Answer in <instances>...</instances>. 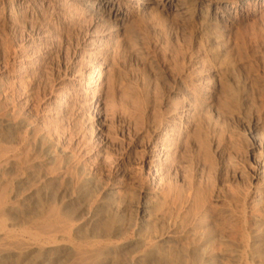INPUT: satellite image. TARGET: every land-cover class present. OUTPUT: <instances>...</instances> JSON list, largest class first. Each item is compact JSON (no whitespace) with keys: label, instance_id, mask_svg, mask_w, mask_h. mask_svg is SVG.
Masks as SVG:
<instances>
[{"label":"rangeland","instance_id":"1","mask_svg":"<svg viewBox=\"0 0 264 264\" xmlns=\"http://www.w3.org/2000/svg\"><path fill=\"white\" fill-rule=\"evenodd\" d=\"M17 1L0 0V264H264V0H124L111 25L80 0L26 21ZM97 63L95 107L74 82Z\"/></svg>","mask_w":264,"mask_h":264},{"label":"bare ground","instance_id":"2","mask_svg":"<svg viewBox=\"0 0 264 264\" xmlns=\"http://www.w3.org/2000/svg\"><path fill=\"white\" fill-rule=\"evenodd\" d=\"M123 1L124 0H80V3H81L80 7L83 8L85 14H90V15H94V16L96 14L102 15V17L104 19L103 20L104 22L103 21L102 22L103 23H109L111 25L112 22L123 21L125 19L126 15L120 11V7H121ZM172 1L173 0H168L169 3L172 2ZM253 1H256V0H247L245 2H253ZM143 2H145V1L144 0H139V3H143ZM74 3L75 2L64 1L63 3L60 4L61 8H62V11H63V14H64V19H65V21H66V23L68 25H70L72 22H74L75 20H78L80 18L79 17V15H80L79 9L77 7V4H74ZM78 5H79V3H78ZM15 7H16L15 13L18 16H20L21 18H23V20L25 19L26 21H30V22L32 20H34V19L35 20H39V21L43 20L45 15H48L47 12L49 13V11H48L49 2L46 1V0H18L16 2V6ZM88 54H89L88 56L92 57L91 59H93L95 62H98L100 56L97 57V54H100V53H98L97 51L93 50V51H91ZM94 61H93V63H94ZM98 63H97V66L96 65L95 66H91L90 65L89 67H87V65H86L85 66V68H86L85 71L80 75L79 78H76V80L74 82V84L77 86L75 95L79 96L80 98H82L85 101L89 102L90 105H94V106L95 105L96 106L100 105V103H101V101L103 99V93H102L103 92V86H102L103 84H101V81H100V78L103 75V67H102V65H98ZM209 91H212V88H209L208 92ZM66 94H67V92H66ZM62 95H63V93H62ZM67 98H68V96L64 94L63 100L67 101ZM68 104H69V102H68ZM175 125H177L176 128H183L184 132H189V130L192 128L190 123L189 124H183L181 122H178V123H175ZM164 133H165V130H164ZM189 133H187V134H189ZM161 140H163V139H161ZM173 141H175V140H173ZM167 156H165L164 154L160 153V154H158L156 156L157 157V161L164 162L165 161V157H167ZM2 227L4 228L2 222H0V235L1 236L3 235L4 237H8L7 234L4 233V229Z\"/></svg>","mask_w":264,"mask_h":264}]
</instances>
